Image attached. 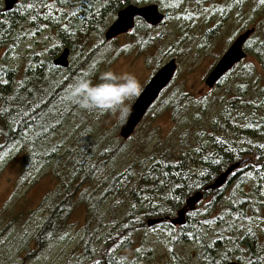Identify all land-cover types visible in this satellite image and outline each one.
<instances>
[{
  "label": "trees",
  "instance_id": "1",
  "mask_svg": "<svg viewBox=\"0 0 264 264\" xmlns=\"http://www.w3.org/2000/svg\"><path fill=\"white\" fill-rule=\"evenodd\" d=\"M208 1L166 3L174 4V13L182 21ZM234 1L248 4L251 14L260 17L254 33L264 35V3ZM143 3L22 0L9 12L0 7V47L16 46L18 39L44 32L52 38L41 54L25 56L22 64L10 68L0 65V159L12 150L21 157L20 188L46 174L56 182L44 201L49 205L43 222L31 235L15 236L18 247H25L31 257L49 250L70 228L71 215L81 210L84 217L78 247L83 263L95 264L96 249L104 245L100 264H116L118 253L113 257L108 249L112 241L123 236L131 219H137L142 228L148 219L173 218L188 197L202 192V200L185 215L183 226L163 221L152 228L167 230L173 243L195 244L200 264H227L231 260L264 264V232L242 227L264 210V41L255 44L260 40L253 38V33L244 44V52L252 53L260 62L261 72L230 77L235 66L204 95L170 92L163 97L167 86L146 113L153 121L160 111L166 112L169 126L165 135L162 128L153 126L139 147L141 156L126 158L125 163H121L122 157H115L117 147L101 149L91 137L93 127L107 116V110H84L65 98L66 88L75 78L95 83L99 68L121 55L132 52L146 62L156 57L160 39L151 32L164 25L165 17L155 28L136 19L132 30L122 36L126 37L122 45H117L118 38L104 40L105 31L120 10ZM65 48L69 50V65L62 69L54 66L53 60ZM152 69L158 70L159 65L155 63ZM244 159L253 160L254 165L244 164L227 183L251 179L253 198L244 193L240 200L225 202L223 188L203 192L226 168ZM204 200L207 203L198 210ZM206 220L215 227L209 236L204 231L207 225L202 224ZM238 222L242 229L236 228ZM120 228L118 236L112 237Z\"/></svg>",
  "mask_w": 264,
  "mask_h": 264
},
{
  "label": "rangeland",
  "instance_id": "2",
  "mask_svg": "<svg viewBox=\"0 0 264 264\" xmlns=\"http://www.w3.org/2000/svg\"><path fill=\"white\" fill-rule=\"evenodd\" d=\"M142 2H144L143 6L154 4L157 7L160 3L164 8V10L159 9L166 18H164V25L151 32L155 37L159 36L160 39L156 45V49H158L156 57H150L146 62L143 57L131 52L121 55L108 66H102L98 72L101 73L109 69L117 75L130 74L138 82L141 91L156 71V69H152L155 63L160 68L170 60H174L176 70L163 97L170 92L173 95L178 93L204 95L212 90L213 88L208 89L203 83L206 75L232 41L245 30L254 28V25L260 20L259 16L251 14L248 4L237 5L234 0H209L196 11H191L190 19L186 18L182 21H178L179 18L176 17L178 14L174 13V4L169 5L166 0H142ZM20 3L22 0H18L17 5ZM0 7H3V0H0ZM167 14L169 15L167 16ZM122 36L118 37L117 45L125 43L126 37ZM254 37L260 40L255 44L263 43L261 42L264 41L263 33L255 32ZM51 39V35L44 32L40 36H32L24 40L18 39L16 46L9 44V46L0 47V65L3 64L10 68L12 65L22 64L25 56L33 53L41 54L40 52L52 43ZM250 47L252 51L255 49L253 42ZM76 63L75 59L74 65ZM244 72L247 75L261 72L260 62L252 56V53L246 52V57L232 70L230 77L234 75L239 77ZM233 82L236 81L233 80ZM135 98L125 101V105L130 107ZM117 116L118 113L107 110V116L93 127L91 137L97 141V145L101 149L117 147L113 150L117 159L122 157L121 163H125L126 158L130 160L132 156H141L142 149L139 147L143 146L144 135L150 132L153 126L163 129L162 136L165 135L169 126V118L164 111H160L158 117L153 121H150L149 116L145 115L133 135L123 141L119 138L118 132L126 119L119 120ZM122 145L124 147L118 150ZM21 165L22 159L17 155L16 150L8 152L0 159V263L84 264L78 247L84 217L81 210L71 215L70 228L49 250L37 257H31L27 254L25 247H18L19 241L15 239V236L21 237L26 233L31 235L32 231L43 222L49 205L48 201L45 204L44 201L49 194H52L56 184L52 176L46 174L32 185L20 188L18 177ZM252 165L254 163L250 159L246 166L251 167ZM253 186L254 182L251 179H247L243 183L231 180L222 187L225 202L240 200L244 193L248 198H253L251 193ZM206 203L207 200H204L198 210ZM13 218H20L21 221L17 222ZM208 221L211 222V220ZM130 224L123 231L122 237L110 243L111 251L109 253L113 257L117 253L119 255L116 264H200V258L196 252L198 247L195 244L190 242L187 244L173 243L167 230L148 228L145 221L142 228L138 225L137 219H131ZM202 224L207 225V228L204 229L206 235L209 236L215 231L213 229L215 227L211 223L202 222ZM240 224V222L236 223V228L242 229L243 227L245 230L264 232V210L259 211L251 219H247L242 223V227ZM121 228L116 229L112 237L116 238L118 231L122 230ZM105 250L104 245H99L93 262L101 261ZM230 262L238 263L236 260ZM105 264L112 263L106 261Z\"/></svg>",
  "mask_w": 264,
  "mask_h": 264
},
{
  "label": "water",
  "instance_id": "3",
  "mask_svg": "<svg viewBox=\"0 0 264 264\" xmlns=\"http://www.w3.org/2000/svg\"><path fill=\"white\" fill-rule=\"evenodd\" d=\"M17 2L18 0H3V10L5 12L11 11L16 6ZM136 19H140L150 27L155 28L164 21V14H162L159 8L154 4L144 6H137L134 4L128 5L117 13L115 20L110 24L104 33V40L109 42L127 34L134 27ZM254 31V28L245 30L232 41L226 51L221 55L216 64L204 78L203 83L206 88L212 89L225 74L230 72L246 57L244 44ZM53 65L66 69L69 65V50L66 48L63 49L61 53L54 58ZM175 70V61L170 60L153 73L143 89L140 91L139 96L132 102L130 106V114L119 128L118 136L121 140L126 141L133 135L149 108L157 100L160 93L172 81ZM247 162L248 160L244 159L241 162L230 165L222 173H220L210 185L205 187L203 192H214L222 188L227 183L228 178ZM202 198V192L194 193L185 200L183 207L176 212L173 218H165V220L148 219L146 221V226L151 228L163 221H167L174 227H181L185 223V215L188 212H193ZM227 264L239 263L230 262Z\"/></svg>",
  "mask_w": 264,
  "mask_h": 264
},
{
  "label": "clouds",
  "instance_id": "4",
  "mask_svg": "<svg viewBox=\"0 0 264 264\" xmlns=\"http://www.w3.org/2000/svg\"><path fill=\"white\" fill-rule=\"evenodd\" d=\"M139 94V84L132 75L104 71L95 83L88 78H75L66 88L65 98L84 110H109L124 120L131 111L125 101Z\"/></svg>",
  "mask_w": 264,
  "mask_h": 264
},
{
  "label": "snow or ice",
  "instance_id": "5",
  "mask_svg": "<svg viewBox=\"0 0 264 264\" xmlns=\"http://www.w3.org/2000/svg\"><path fill=\"white\" fill-rule=\"evenodd\" d=\"M261 2L264 3V0H261ZM29 7H32V5H29ZM204 223L207 224V223H211V222L206 220V221H204ZM189 238H191V234H189ZM173 239H175V236H173ZM108 251H111V249H108ZM137 251H139V249H137ZM169 251H171V249H169ZM95 264H100V261H96Z\"/></svg>",
  "mask_w": 264,
  "mask_h": 264
},
{
  "label": "bare ground",
  "instance_id": "6",
  "mask_svg": "<svg viewBox=\"0 0 264 264\" xmlns=\"http://www.w3.org/2000/svg\"><path fill=\"white\" fill-rule=\"evenodd\" d=\"M105 166V165H104ZM196 220V219H195ZM197 221V220H196ZM198 230V229H197ZM199 231V230H198ZM198 235V234H197ZM206 253V252H205ZM115 257V256H114Z\"/></svg>",
  "mask_w": 264,
  "mask_h": 264
}]
</instances>
